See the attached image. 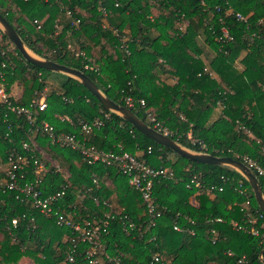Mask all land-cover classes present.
Listing matches in <instances>:
<instances>
[{
    "label": "trees",
    "instance_id": "obj_1",
    "mask_svg": "<svg viewBox=\"0 0 264 264\" xmlns=\"http://www.w3.org/2000/svg\"><path fill=\"white\" fill-rule=\"evenodd\" d=\"M236 12L247 19L237 20ZM0 14L29 50L84 72L108 98L152 127L146 116L151 111L182 146L203 151L190 138L201 140L209 154L243 163L247 156L264 167V42L248 39L264 28V0H0ZM181 23L184 31L178 30ZM223 26L230 40L220 39ZM0 71L9 98L21 105L45 94V75L54 72L27 62L1 29ZM57 73L63 76L60 88L45 94L44 111L34 110L35 126L47 121L57 132L81 137L79 121L99 119L102 125L88 136L90 143L104 151H117L121 145L149 165L167 166L174 174L173 179L153 184L156 210L161 213L153 218L116 165L85 162L78 151L51 143L41 132H33L24 115L0 104V161L7 162L10 154L29 159L25 180L35 177L33 160L42 161L43 195L63 187L62 204L67 212L76 213V220L108 221L97 264H114L108 257L123 264H151L154 254L169 264H240L243 256L247 264H264L260 237L232 224L244 219L236 204L245 198L237 190L240 182L252 208L261 212L239 171L176 154L105 108L79 80ZM127 95L143 99L144 107L128 106ZM217 101L223 104L219 109ZM32 142L61 160L67 174L44 160ZM252 172L264 194V175ZM194 175L206 185L221 183V177L229 180L221 191L206 193L187 185ZM15 217L19 222L13 227ZM174 223L182 230H175ZM260 224L264 230V218ZM74 243L69 228L58 226L0 186V264H22L24 258L34 264H88L86 244L79 242L74 249Z\"/></svg>",
    "mask_w": 264,
    "mask_h": 264
},
{
    "label": "built area",
    "instance_id": "obj_2",
    "mask_svg": "<svg viewBox=\"0 0 264 264\" xmlns=\"http://www.w3.org/2000/svg\"><path fill=\"white\" fill-rule=\"evenodd\" d=\"M105 14V10H102ZM228 13L232 12V9L229 8ZM69 13V12H68ZM235 17L237 20L245 21L247 16L242 15L239 12H236ZM264 25V23H263ZM185 25L181 23L178 27V30L184 31ZM258 31L249 34L248 39L250 41L254 38L261 39L264 42V28L257 29ZM222 36L221 40H230L231 36L228 33L226 27H221ZM126 52H128L125 49ZM78 52H75L77 55ZM2 66H5V63H2ZM85 67L94 68V66L85 65ZM204 71H207V67H204ZM3 74L0 71V79L3 81ZM125 102L128 106L139 105L144 107L143 99H134L132 96L127 95L125 97ZM0 104L5 106L9 111L15 113L17 116L24 115L29 123L34 127L33 132H41V135L47 136L51 143L60 144L65 147H69L79 152L82 156V159L92 164L94 162H101L106 165H116L117 168L127 177L128 183L131 187L137 190L143 202L145 203L148 213L154 218L160 216V212L156 210L155 199L152 194L153 184L156 180L159 179H173V171L170 170L167 166L154 167L145 162L144 159L138 158L133 153L123 150L122 146H118L117 151H104L94 144L90 143L88 136L91 134L93 129L99 128L102 125V121L99 119H94L90 122L79 121L80 131L82 136L78 137L74 133L68 132H57L53 125L47 121L41 122V124L34 125L32 122V116L34 110L44 111L47 108V102L45 99V94H41L40 97H31L27 105L14 104L9 98V94L5 89L3 83H0ZM223 106L221 101H217V109ZM147 118L153 123L152 127L157 131L170 136L172 131L165 126L161 121L157 120L151 111H147ZM66 118V117H65ZM63 119V118H62ZM66 120L69 121L68 118ZM190 137V136H189ZM193 143H197L204 153H207V147L205 143L201 140H195L190 138ZM24 149L27 151L30 150V146L27 143L23 144ZM32 147L34 150L39 151L42 156L44 151L36 142H32ZM264 150V147L262 148ZM44 158V156H43ZM7 162L0 161V186H3L4 189L11 191L12 196L19 200H25L30 203V207L35 211L52 218L58 226H64L69 228L72 233L75 234L77 244L79 242H84L86 248L84 251V258H86L88 264H97L98 262V250L101 247V235L106 231L108 226L107 220H95V219H78L74 218L75 212L69 213L64 209L63 199L65 196V189L62 187L55 192L49 194H42L40 188L41 182V173L43 172L44 165L42 161L33 160L35 165V177L31 180H25V164H28L29 159H25L20 155H16L14 159L13 155L10 154L7 158ZM244 164L248 166L251 171L254 169L258 174L264 175V167L261 166L257 161L245 156ZM222 182L219 184L206 185L204 184L197 175H194L190 178L189 185H194L200 190L205 191L206 193H213L216 189L221 191L223 185L229 180V178L221 177ZM238 192L242 194L245 198L242 202L236 203L239 206V210L243 213L244 219L242 222L233 220L232 224L237 230L249 233L253 236L260 237V243L264 244V230L263 225L260 224L261 220L264 218V212H258L254 210L251 206L250 200L248 199V190L240 182L237 188ZM25 216V214H23ZM34 215L30 216V220L34 221ZM220 221V218H217ZM19 218L11 219V226H17ZM151 225L154 224V221L151 220ZM133 224L129 223V228H132ZM173 228L175 230L181 231L182 228L174 223ZM192 232V230H189ZM77 244L74 243V249L77 247ZM229 254L232 255V252L229 251ZM262 258V254L259 256ZM71 260L72 257L69 256ZM108 260L114 264H123L116 257H108ZM169 264V260L154 254L152 256L151 264ZM238 263L247 264L246 258L241 257L238 259Z\"/></svg>",
    "mask_w": 264,
    "mask_h": 264
},
{
    "label": "water",
    "instance_id": "obj_3",
    "mask_svg": "<svg viewBox=\"0 0 264 264\" xmlns=\"http://www.w3.org/2000/svg\"><path fill=\"white\" fill-rule=\"evenodd\" d=\"M0 29L8 37V39L12 42V44L18 49L21 56L27 62L35 65L36 67L44 68L49 71L61 72L79 80L81 84L85 88H87L88 91L92 93L105 108L122 116L124 120L132 124L138 131L150 137L158 144L167 147L176 154L193 161H197L200 163H208L213 165H228L235 168L248 181L260 210L264 212V194L261 190L258 179L256 175L251 171V169L248 166H246L243 162L229 156H216L201 151H194L185 146H182L180 143L172 139L170 136H167L157 131L156 129L149 126L141 119H139L133 113V111L128 107L120 105L115 101L111 100L110 98H108L98 88V86L94 83V81H92V79L84 72L57 63L55 61L42 58L32 53L30 50H28V48H26L21 37L17 33L16 29L1 14H0Z\"/></svg>",
    "mask_w": 264,
    "mask_h": 264
},
{
    "label": "rangeland",
    "instance_id": "obj_4",
    "mask_svg": "<svg viewBox=\"0 0 264 264\" xmlns=\"http://www.w3.org/2000/svg\"><path fill=\"white\" fill-rule=\"evenodd\" d=\"M8 47L11 49L12 46L8 44ZM27 48V47H26ZM29 50V49H28ZM31 51V50H30ZM32 52V51H31ZM34 53V52H32ZM35 54V53H34ZM36 55V54H35ZM38 56V55H37ZM63 80V76L57 72H52L49 74L45 75V81H46V90H45V94H47L48 92H50L51 90H58L60 88V83ZM20 88H18V86L16 87V91H18L19 93ZM44 151V150H43ZM44 155V160L48 161L50 165L56 167L58 170L63 171V173L66 175L67 172L65 170V165L63 166L61 163V160L58 159H52L47 153H43ZM170 158H172V155H170ZM107 184L110 183V181L108 180L106 182ZM22 264H34V262L32 261V259L29 258H24L21 261Z\"/></svg>",
    "mask_w": 264,
    "mask_h": 264
},
{
    "label": "crops",
    "instance_id": "obj_5",
    "mask_svg": "<svg viewBox=\"0 0 264 264\" xmlns=\"http://www.w3.org/2000/svg\"><path fill=\"white\" fill-rule=\"evenodd\" d=\"M214 117H216V116L214 115Z\"/></svg>",
    "mask_w": 264,
    "mask_h": 264
}]
</instances>
